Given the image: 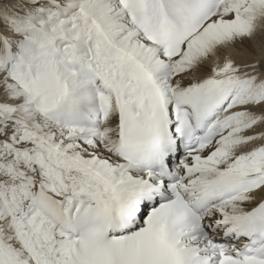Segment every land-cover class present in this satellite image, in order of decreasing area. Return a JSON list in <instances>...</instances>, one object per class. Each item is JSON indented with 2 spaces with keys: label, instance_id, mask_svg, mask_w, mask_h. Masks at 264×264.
Wrapping results in <instances>:
<instances>
[{
  "label": "snow or ice",
  "instance_id": "6c2138e0",
  "mask_svg": "<svg viewBox=\"0 0 264 264\" xmlns=\"http://www.w3.org/2000/svg\"><path fill=\"white\" fill-rule=\"evenodd\" d=\"M0 264H264V0H0Z\"/></svg>",
  "mask_w": 264,
  "mask_h": 264
}]
</instances>
